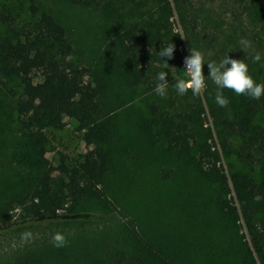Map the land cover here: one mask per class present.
<instances>
[{
    "label": "trees",
    "instance_id": "trees-1",
    "mask_svg": "<svg viewBox=\"0 0 264 264\" xmlns=\"http://www.w3.org/2000/svg\"><path fill=\"white\" fill-rule=\"evenodd\" d=\"M64 1L92 9L116 29L113 53L123 62L125 80L153 102L145 126L211 190V200L171 223L172 229H186L182 234L154 239L129 230L130 258L120 253L116 263L264 264V96L255 100L224 89L230 103L220 107L217 86L207 80L213 130L203 98L191 91L179 95L174 88L183 45L176 14L193 49L199 50L205 31L207 46H218L222 59H244L249 74L264 84V0ZM241 39L251 47L243 49ZM170 42L174 58L164 69L157 53ZM257 52L261 61L253 62ZM74 55L66 28L39 0H0V233L43 223L94 222L99 215L87 204L107 206V193L116 192L108 184L115 156L109 116L118 104L93 68ZM203 68L208 75L207 65ZM160 71L168 72L164 97L154 91ZM65 117L82 122L88 151L79 159L61 155L54 166L47 159V131L64 129ZM161 176L171 179L169 172ZM233 229L234 237L227 238Z\"/></svg>",
    "mask_w": 264,
    "mask_h": 264
},
{
    "label": "rangeland",
    "instance_id": "rangeland-1",
    "mask_svg": "<svg viewBox=\"0 0 264 264\" xmlns=\"http://www.w3.org/2000/svg\"><path fill=\"white\" fill-rule=\"evenodd\" d=\"M39 2L66 28L75 48L74 59L93 68L107 94L118 104V110L109 116L113 125L115 143L112 147L115 156L108 184L116 192L107 193V206L99 205L96 200L87 204V208L99 215L94 222L43 223L0 233V264H117V255L120 253L130 258L128 249L132 245L126 240L130 231L154 239L168 232L173 236L182 234L186 229H172L171 223L191 215L198 202L211 200V190L197 172L166 152L156 130L148 131L145 126L150 119L153 102L138 90L135 91L125 80L123 62L113 53L117 48L113 46L117 35L111 23L104 21L92 9L72 6L64 0ZM202 3L197 4L196 9ZM215 6L217 8L219 5ZM185 10L187 12L184 13L189 17L190 12ZM174 23L176 31L183 36L177 78L186 79L183 72L186 71L184 58L190 55V49L193 48L184 35L177 14ZM200 35L199 51L204 54L205 63L213 59L220 62L222 56L218 46L211 49L207 46L206 32ZM203 73L207 78L204 68ZM39 81L36 78V82ZM205 92L201 97L207 108L206 123L215 130ZM64 120V129L47 131V159L54 166L60 164L61 155L79 159L88 151L83 132L79 129L82 122L67 117ZM224 165L228 173L226 161ZM165 172L171 173L168 181L162 179L161 175ZM54 174L61 177L56 172ZM113 195L117 196V200ZM234 203L238 205L235 200ZM26 231H31L35 237L29 243L21 241V234ZM57 232L67 236V246H53L52 236ZM227 232V238L234 237V229Z\"/></svg>",
    "mask_w": 264,
    "mask_h": 264
},
{
    "label": "clouds",
    "instance_id": "clouds-1",
    "mask_svg": "<svg viewBox=\"0 0 264 264\" xmlns=\"http://www.w3.org/2000/svg\"><path fill=\"white\" fill-rule=\"evenodd\" d=\"M240 44L243 49L251 47V42L246 39H241ZM175 44L169 43L167 46H162L158 56L164 58L163 68L168 69V60L174 58ZM261 54L257 52L253 57V62L261 61ZM207 65L209 73L207 78L203 73L204 65ZM230 65V67H229ZM184 67L186 71V79H178L174 88L179 95H185L191 91L194 96H201L207 88V80H211L216 86L215 102L220 107H227L230 103L229 99L223 95V90H231L236 95H245L252 99L259 100L264 96V84L257 83L249 74V67L245 60L231 59L225 56L219 63L207 62L205 63L204 54L195 49H190V55L184 58ZM167 71H160L157 75L158 83L154 91L161 97L167 93L169 84L166 77ZM35 239L31 231H26L21 234V241L29 243ZM52 244L56 248H63L67 246L68 239L63 233L57 232L52 236Z\"/></svg>",
    "mask_w": 264,
    "mask_h": 264
}]
</instances>
